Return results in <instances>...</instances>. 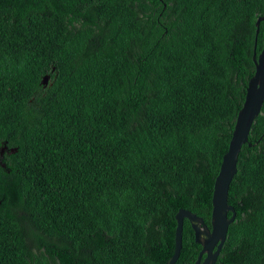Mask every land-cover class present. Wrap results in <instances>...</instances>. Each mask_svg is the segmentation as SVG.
<instances>
[{"label": "trees", "instance_id": "16d2710c", "mask_svg": "<svg viewBox=\"0 0 264 264\" xmlns=\"http://www.w3.org/2000/svg\"><path fill=\"white\" fill-rule=\"evenodd\" d=\"M261 16L264 0H0V264H166L180 209L211 227ZM229 204L216 264H264V105ZM201 249L185 220L176 264Z\"/></svg>", "mask_w": 264, "mask_h": 264}, {"label": "water", "instance_id": "95a60500", "mask_svg": "<svg viewBox=\"0 0 264 264\" xmlns=\"http://www.w3.org/2000/svg\"><path fill=\"white\" fill-rule=\"evenodd\" d=\"M262 22H264V16L259 17L256 22V39L252 58L255 64V73L249 80L243 107L238 113L228 151L223 156L214 184L211 227L205 223L203 217L187 209H180L176 215L174 255L166 264H176L180 258L185 220L190 222L194 230L195 241L202 247L195 264L217 263L227 241L229 228L235 222L236 210L229 204L230 186L238 173L241 150L248 143L253 125L261 115L264 105V47L259 54L257 53V40ZM49 79V75L45 76L42 83L47 85ZM6 151L7 147L1 149L0 158H3ZM16 152L17 149H12L9 153L14 154ZM0 166L6 168V164L1 161ZM230 213L232 214L231 217L229 216Z\"/></svg>", "mask_w": 264, "mask_h": 264}, {"label": "flooded vegetation", "instance_id": "af4514ba", "mask_svg": "<svg viewBox=\"0 0 264 264\" xmlns=\"http://www.w3.org/2000/svg\"><path fill=\"white\" fill-rule=\"evenodd\" d=\"M15 262L18 264H29L28 262L25 263V261L24 262H21V261L20 262L19 261L3 262V261H1V264H15Z\"/></svg>", "mask_w": 264, "mask_h": 264}]
</instances>
